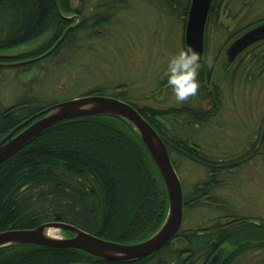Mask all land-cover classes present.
<instances>
[{"label":"trees","instance_id":"1","mask_svg":"<svg viewBox=\"0 0 264 264\" xmlns=\"http://www.w3.org/2000/svg\"><path fill=\"white\" fill-rule=\"evenodd\" d=\"M91 1L78 0L73 9L70 0H0V51L18 48L51 33L47 49L50 52L70 27L71 21L65 16L71 12L77 15L75 19H81V23L68 30L52 53L44 57V63L68 50H80V38L88 22L107 24L112 18L111 10H129L134 2H142L181 20L186 17L190 2L181 17L171 8L173 5L166 3L168 0H96V6L90 5ZM222 19L236 23L232 33L219 23ZM262 23L264 0H214L207 34L214 29V37H236ZM38 57L28 58L32 61L27 64H0V75L4 68L26 74L39 67ZM9 60L5 62H15ZM107 93L111 92L99 90L83 95L109 97ZM58 103L61 102H18L8 108L0 107V138ZM143 114L151 116L147 110ZM166 212V191L147 150L136 133L114 117L61 122L0 165V233L61 222L111 243L131 245L153 235ZM234 233L226 234L224 243L241 245V234ZM259 238L250 235L247 239L251 247L253 241H260L258 247L264 248V236ZM190 239L194 242L198 238L192 235ZM171 245L168 243L151 257L128 262H106L72 249L23 245L1 249L0 264H182L183 252L173 250ZM153 259L155 263L151 262ZM261 262L264 264V259Z\"/></svg>","mask_w":264,"mask_h":264},{"label":"flooded vegetation","instance_id":"2","mask_svg":"<svg viewBox=\"0 0 264 264\" xmlns=\"http://www.w3.org/2000/svg\"><path fill=\"white\" fill-rule=\"evenodd\" d=\"M73 16L69 31L81 23V19H75L77 15ZM185 20L186 17L180 20V51L184 49ZM219 23H223L229 33L236 24L224 19ZM114 24L109 20L107 24L97 26L94 21H89L80 38L82 48L86 43L107 37ZM207 30L208 21L200 55L203 64L198 75L200 87L197 94L187 100L177 101L167 84L169 53L161 57L166 61L160 64L155 61L156 81L144 99L130 95L125 84L100 85L91 92H111L107 93L110 98L133 107L162 140L183 196L181 226L170 241L173 250L183 252L182 264H261L264 248L258 247L260 241H253L251 247L247 238L264 236V40L249 46L231 61L227 55L230 46L251 29L236 37L225 39L222 36V42L214 37V29L208 34ZM70 51L67 53H75ZM109 58L103 55V59ZM119 58L122 55L116 59ZM42 60H37L39 67L30 71L38 70L42 74L45 63ZM221 61V80H224L218 83L215 70ZM128 65L135 67L136 60L129 59ZM51 68L49 66L48 71ZM91 69L88 76L94 75ZM111 70L114 72L113 67ZM9 71L20 76L30 72L21 74L15 68ZM146 110L150 117H144ZM230 233L241 234L242 247L224 243L226 234ZM192 235L198 238L194 242L189 240ZM151 262L155 263L156 259Z\"/></svg>","mask_w":264,"mask_h":264},{"label":"rangeland","instance_id":"3","mask_svg":"<svg viewBox=\"0 0 264 264\" xmlns=\"http://www.w3.org/2000/svg\"><path fill=\"white\" fill-rule=\"evenodd\" d=\"M95 1L92 0L90 5L95 4L96 6ZM168 1L166 3L173 5L171 8L182 17L188 0ZM96 2L100 3L99 0ZM70 3L74 9L78 5V0H70ZM160 7L165 6L160 5ZM166 7L168 6L166 5ZM128 8L112 12L110 20L116 24L112 30L109 29L111 31L108 32L107 37L96 39L89 44L86 43L81 50L75 53L65 52L58 58L45 62L41 69L42 74L38 70H32L26 75L20 76L16 75L14 71L3 70L0 75V107L8 108L18 102L31 103L32 105L62 102L81 97L100 85H106V87L115 85L116 87L125 84L130 95L137 99H144L151 92L156 81L157 64H154L155 61L160 64L166 61L161 59L164 53H169L172 57L180 51L182 26L179 18V20H173L171 16L165 15L164 11L154 6L134 2L129 10H127ZM65 17L68 21L74 18L72 12ZM109 34L112 35L111 38ZM52 37L51 33H45L32 43L0 51V64H27L32 61L28 58L33 55L39 56L38 60L44 59L50 53L47 49ZM220 37H217V41L222 42L223 39ZM48 38L49 40L45 44L44 41ZM43 43L44 47H42ZM39 53H42L41 56ZM118 54L122 55L119 60L116 59L119 57ZM103 55L110 58L103 59ZM127 58L136 60L137 65L132 68L131 65H128L129 59L127 60ZM8 59L15 62H5ZM49 66L53 67L50 71H48ZM112 67L114 72L111 70ZM90 69L94 73L91 77L87 75V72L90 74ZM222 72L221 61L215 70V78L218 83L224 80H221ZM30 81L32 82L30 83ZM58 237L68 236L59 233Z\"/></svg>","mask_w":264,"mask_h":264},{"label":"water","instance_id":"4","mask_svg":"<svg viewBox=\"0 0 264 264\" xmlns=\"http://www.w3.org/2000/svg\"><path fill=\"white\" fill-rule=\"evenodd\" d=\"M213 1L190 0L186 14L184 48L191 46L200 55L204 48L205 29ZM68 30L64 32L57 45ZM262 40H264V23L238 38L230 46L227 55L232 61L246 48ZM96 116H110L123 121L136 133L147 150L167 196V212L161 226L146 240L123 245L102 240L66 223L49 222L34 229L1 232L0 250L23 245L72 249L106 262H128L153 256L176 236L183 218V196L178 176L157 133L133 107L120 100L96 95L81 96L55 104L35 114L0 141V165L31 140L57 124ZM51 233L57 235L54 237ZM59 233L70 236L61 238L58 237Z\"/></svg>","mask_w":264,"mask_h":264},{"label":"clouds","instance_id":"5","mask_svg":"<svg viewBox=\"0 0 264 264\" xmlns=\"http://www.w3.org/2000/svg\"><path fill=\"white\" fill-rule=\"evenodd\" d=\"M210 67V62L208 63ZM201 56L191 46L173 55L167 64V84L177 101L183 102L199 90L198 75L202 69Z\"/></svg>","mask_w":264,"mask_h":264},{"label":"bare ground","instance_id":"6","mask_svg":"<svg viewBox=\"0 0 264 264\" xmlns=\"http://www.w3.org/2000/svg\"><path fill=\"white\" fill-rule=\"evenodd\" d=\"M51 234H52L51 236H54V237L57 235V234H55V233H51Z\"/></svg>","mask_w":264,"mask_h":264}]
</instances>
